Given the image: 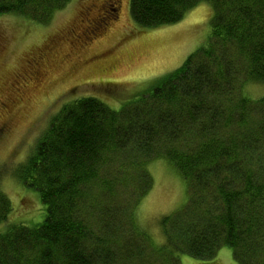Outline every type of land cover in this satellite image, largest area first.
I'll return each instance as SVG.
<instances>
[{"label": "trees", "instance_id": "1", "mask_svg": "<svg viewBox=\"0 0 264 264\" xmlns=\"http://www.w3.org/2000/svg\"><path fill=\"white\" fill-rule=\"evenodd\" d=\"M73 1L0 0V16L47 25ZM201 3L212 6L210 41L181 67L118 111L83 97L53 116L14 173L45 219L0 231V264H181L182 254L215 264L223 247L236 264H264V96L240 91L264 85V0H131L130 13L153 29ZM156 159L187 182L188 202L160 219L164 244L143 233L150 250L138 251L126 223L140 236ZM3 175L0 225L13 211Z\"/></svg>", "mask_w": 264, "mask_h": 264}, {"label": "rangeland", "instance_id": "2", "mask_svg": "<svg viewBox=\"0 0 264 264\" xmlns=\"http://www.w3.org/2000/svg\"><path fill=\"white\" fill-rule=\"evenodd\" d=\"M130 1L119 0L118 18L114 20L99 8L103 0H74L47 25L13 15L0 16V166L4 172L2 189L13 207L0 231L18 223L34 226L45 219L37 193L14 173L65 104L94 97L118 111L209 44V3L188 11L179 23L148 29L133 21ZM97 22L99 28H93ZM40 53H47L41 70L45 69V82L50 79V85L43 90L21 89L19 82L29 61ZM240 91L256 100L264 96V85L247 83ZM148 170L153 188L135 210L140 236L132 231L131 220L126 223L132 229L128 237L133 240L127 239L128 246L131 243L138 251L146 246L147 252L150 246L145 244L143 233L148 234L153 246L164 244L160 219L182 209L189 194L187 182L169 161L153 160ZM216 260L215 264H236L229 247L221 248ZM179 261L203 264L185 254Z\"/></svg>", "mask_w": 264, "mask_h": 264}, {"label": "flooded vegetation", "instance_id": "3", "mask_svg": "<svg viewBox=\"0 0 264 264\" xmlns=\"http://www.w3.org/2000/svg\"><path fill=\"white\" fill-rule=\"evenodd\" d=\"M118 2H119V0H103L102 5H100L101 7H99V8L102 11L107 12V14H109L106 16L108 19L114 20V19L118 18V7H117ZM119 4H120V2H119ZM115 5H116V7H115ZM99 8L96 9L97 12H98ZM91 12H92V9H91ZM94 15L97 16L98 14L95 13ZM99 25L100 24H98V22H97L94 24L93 28H99ZM103 25L104 24H101V26H103ZM96 35H97L96 33H93L92 37L95 38ZM46 55H47V53H40L36 58H32V60L29 61V64L27 66L26 73L24 74L23 80H21V83L19 82V85H22L21 89L22 88L30 89L31 87H34V88H38V90H41L42 88L45 89L46 87H48L50 85V83H51L50 79L45 82V79L47 77V74L45 73V69L41 70V65H42V62H43L44 58L46 57ZM80 62H84V61L82 60ZM1 104L4 105L3 102H1Z\"/></svg>", "mask_w": 264, "mask_h": 264}]
</instances>
